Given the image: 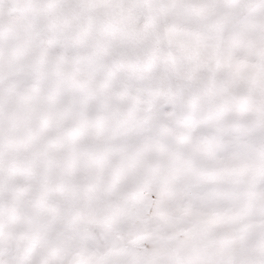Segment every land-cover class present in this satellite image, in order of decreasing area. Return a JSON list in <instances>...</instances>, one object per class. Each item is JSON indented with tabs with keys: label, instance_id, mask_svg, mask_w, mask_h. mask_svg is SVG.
<instances>
[{
	"label": "snow or ice",
	"instance_id": "1",
	"mask_svg": "<svg viewBox=\"0 0 264 264\" xmlns=\"http://www.w3.org/2000/svg\"><path fill=\"white\" fill-rule=\"evenodd\" d=\"M0 264H264V0H0Z\"/></svg>",
	"mask_w": 264,
	"mask_h": 264
}]
</instances>
